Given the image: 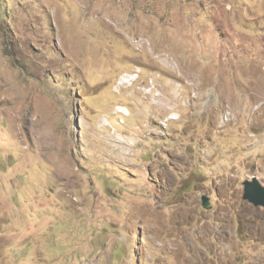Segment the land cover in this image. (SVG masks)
<instances>
[{
    "label": "rangeland",
    "instance_id": "1",
    "mask_svg": "<svg viewBox=\"0 0 264 264\" xmlns=\"http://www.w3.org/2000/svg\"><path fill=\"white\" fill-rule=\"evenodd\" d=\"M253 177L264 0H0V264H264Z\"/></svg>",
    "mask_w": 264,
    "mask_h": 264
},
{
    "label": "water",
    "instance_id": "2",
    "mask_svg": "<svg viewBox=\"0 0 264 264\" xmlns=\"http://www.w3.org/2000/svg\"><path fill=\"white\" fill-rule=\"evenodd\" d=\"M243 200L247 201L254 207L264 208V186L253 177L243 183ZM202 206L207 208L209 201L206 197L202 198Z\"/></svg>",
    "mask_w": 264,
    "mask_h": 264
},
{
    "label": "bare ground",
    "instance_id": "3",
    "mask_svg": "<svg viewBox=\"0 0 264 264\" xmlns=\"http://www.w3.org/2000/svg\"><path fill=\"white\" fill-rule=\"evenodd\" d=\"M120 142V141H119ZM124 147V146H123Z\"/></svg>",
    "mask_w": 264,
    "mask_h": 264
}]
</instances>
